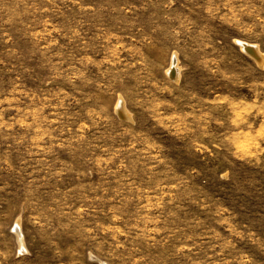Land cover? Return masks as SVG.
Returning a JSON list of instances; mask_svg holds the SVG:
<instances>
[{"label":"rangeland","instance_id":"rangeland-1","mask_svg":"<svg viewBox=\"0 0 264 264\" xmlns=\"http://www.w3.org/2000/svg\"><path fill=\"white\" fill-rule=\"evenodd\" d=\"M101 263L264 264V0H0V264Z\"/></svg>","mask_w":264,"mask_h":264},{"label":"bare ground","instance_id":"bare-ground-1","mask_svg":"<svg viewBox=\"0 0 264 264\" xmlns=\"http://www.w3.org/2000/svg\"><path fill=\"white\" fill-rule=\"evenodd\" d=\"M245 49L248 53H250L256 60L261 61L263 59V55H261V53L257 50V48L255 46L252 45H246ZM173 71L174 74H178V66H177V61L176 58H174L173 61V65L171 67L170 72ZM119 109L120 112L123 113L124 111V106L122 104V102L119 103ZM19 234V238H20V243L23 245L24 242H22V235L20 234V232H18ZM25 246V245H24ZM101 264H105V263H101Z\"/></svg>","mask_w":264,"mask_h":264}]
</instances>
